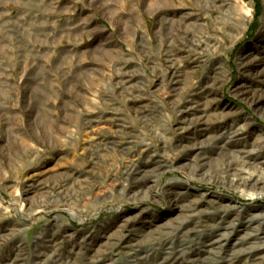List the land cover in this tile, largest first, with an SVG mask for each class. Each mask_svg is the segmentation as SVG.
<instances>
[{
	"label": "rangeland",
	"instance_id": "374dc122",
	"mask_svg": "<svg viewBox=\"0 0 264 264\" xmlns=\"http://www.w3.org/2000/svg\"><path fill=\"white\" fill-rule=\"evenodd\" d=\"M137 2L42 104L51 26L0 0V264H264V0Z\"/></svg>",
	"mask_w": 264,
	"mask_h": 264
},
{
	"label": "crops",
	"instance_id": "0c3cea01",
	"mask_svg": "<svg viewBox=\"0 0 264 264\" xmlns=\"http://www.w3.org/2000/svg\"><path fill=\"white\" fill-rule=\"evenodd\" d=\"M98 2H105V6L109 8V11L103 12L104 14H107V18L103 17L105 15H100L97 12L98 16H95L94 18H90L88 21V24L86 22L82 23L81 19L79 17L80 15V9L82 3H86V0H29L30 6L28 7L31 9V13H40V15L37 17H31L30 19L27 18V22L30 21V23H40L41 25H50L51 29L48 31L47 35L44 34L41 36V41H46L48 44V50L45 51V49L41 52L40 58V70L41 72V81L44 83L45 86H49L54 92L55 96H47L46 100L41 101L42 104H63V103H69V101L66 100V97L64 96V91H72V93L75 92L76 88L78 86L75 84L77 82H80L78 78H74V74L76 72L75 67L80 65L81 63L85 64V62H82V59L89 58L91 59V56H88L89 53L87 52L88 47L91 45H88L89 39L86 37V25H92L96 24V26L99 28L97 31H101L104 34L106 32H110L111 26L114 23V20L110 14H113V8H116V10H126L127 12L130 9L139 8L143 9V6L141 2H137L138 0H132V1H125V0H95ZM117 3L115 6L114 3ZM112 3V4H110ZM63 4L68 6V9H70V15L64 14V6ZM140 5V7H138ZM147 5V4H146ZM91 6V5H89ZM109 14V17H108ZM78 17V18H77ZM144 21V20H143ZM142 21V24H143ZM65 24H67V27L64 29ZM145 24V23H144ZM141 26V23L139 27ZM82 29L79 32L76 31V29ZM89 33V32H88ZM135 34L133 32L128 33L125 37V40H129L130 36H134ZM45 36V37H44ZM112 36L109 37V41L111 40ZM131 37L130 39H132ZM51 41V42H50ZM63 41H66L67 43H63ZM112 41V40H111ZM77 44L79 46H74L72 49L67 50V47ZM113 43V42H112ZM47 45V44H46ZM112 45L108 44H102L99 48H101V53L93 54L95 55L96 59L93 61L96 63H104V66H107V61L109 58H112L111 52L113 48ZM106 47V48H105ZM107 47H111L107 48ZM87 48V49H86ZM108 49V50H107ZM110 49V50H109ZM107 50V51H106ZM118 56L120 55L121 49L119 47L116 48ZM129 54L127 53V56ZM132 57H136L135 54H131ZM122 57V56H121ZM88 62H90L88 60ZM91 63V62H90ZM104 68V67H103ZM106 71V69H104ZM107 73V72H106ZM69 82L70 84L67 85L66 83ZM48 84V85H47ZM75 84V85H74ZM71 92H68V94L71 96L73 95ZM70 99V98H69ZM96 100H93L95 102ZM71 103H82L81 101L74 100Z\"/></svg>",
	"mask_w": 264,
	"mask_h": 264
},
{
	"label": "trees",
	"instance_id": "16d2710c",
	"mask_svg": "<svg viewBox=\"0 0 264 264\" xmlns=\"http://www.w3.org/2000/svg\"><path fill=\"white\" fill-rule=\"evenodd\" d=\"M256 7H257V6H256ZM254 26H255V24H253V25H252L250 28H251V29H253V28H254Z\"/></svg>",
	"mask_w": 264,
	"mask_h": 264
}]
</instances>
